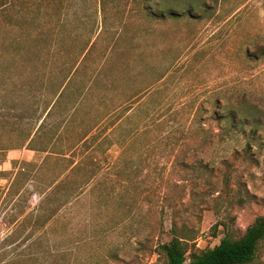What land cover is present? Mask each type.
I'll list each match as a JSON object with an SVG mask.
<instances>
[{"label": "rangeland", "instance_id": "rangeland-1", "mask_svg": "<svg viewBox=\"0 0 264 264\" xmlns=\"http://www.w3.org/2000/svg\"><path fill=\"white\" fill-rule=\"evenodd\" d=\"M161 2L0 16V264H160L264 213V0Z\"/></svg>", "mask_w": 264, "mask_h": 264}, {"label": "trees", "instance_id": "trees-1", "mask_svg": "<svg viewBox=\"0 0 264 264\" xmlns=\"http://www.w3.org/2000/svg\"><path fill=\"white\" fill-rule=\"evenodd\" d=\"M40 1L0 0V16L4 18L6 24L22 27L29 31V26L38 19ZM141 1L140 10L145 14L152 13L154 0ZM155 1L159 4L161 11L175 16L170 8L162 4L161 0ZM115 2L117 4V0ZM100 5L104 10V5L101 2ZM91 41V39L85 41L76 58L85 56ZM215 226L213 225L214 228ZM263 243L264 213L256 216L240 236H230L226 233L213 247L198 249L193 243H190L189 239L172 234L168 241L158 243L155 251L162 258L160 264H250L256 259Z\"/></svg>", "mask_w": 264, "mask_h": 264}]
</instances>
